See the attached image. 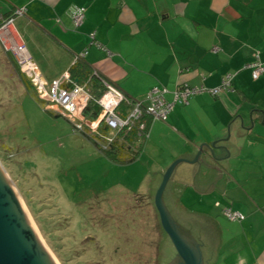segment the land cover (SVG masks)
<instances>
[{"label":"crops","instance_id":"0c3cea01","mask_svg":"<svg viewBox=\"0 0 264 264\" xmlns=\"http://www.w3.org/2000/svg\"><path fill=\"white\" fill-rule=\"evenodd\" d=\"M71 6L87 9L80 28ZM19 8L26 12L15 18L12 37L50 81L84 51L90 69L134 99L155 86L212 89L234 76L233 91L197 94L167 122H154L144 149L175 138L169 163L192 161L201 146L229 138L218 144L230 153H217L223 160L214 176L180 163L169 181L177 173L179 183L164 195L201 245L205 264H264V75L254 79L248 67L256 56L264 62V0H0V20ZM92 32L103 48L90 43ZM225 206L245 219L228 221Z\"/></svg>","mask_w":264,"mask_h":264},{"label":"rangeland","instance_id":"374dc122","mask_svg":"<svg viewBox=\"0 0 264 264\" xmlns=\"http://www.w3.org/2000/svg\"><path fill=\"white\" fill-rule=\"evenodd\" d=\"M6 40L0 36V165L54 260L168 264L175 249L161 230L155 196L165 172L178 160L168 161L175 138L157 141L147 150L144 145L132 163L109 158L26 89L12 50L17 41L13 39L7 50ZM206 161L202 153L193 165L200 175L207 171L214 176L215 169L204 166ZM178 177L175 173L168 190L178 185ZM218 182L216 188L222 186L221 180L215 186ZM164 198L175 219L172 203ZM159 242H164L163 254Z\"/></svg>","mask_w":264,"mask_h":264},{"label":"built area","instance_id":"2783aa9c","mask_svg":"<svg viewBox=\"0 0 264 264\" xmlns=\"http://www.w3.org/2000/svg\"><path fill=\"white\" fill-rule=\"evenodd\" d=\"M79 9H84V11L80 13L78 12ZM25 12L26 8L16 9L12 17L3 20L0 24V36L7 38L5 42L7 50L10 49L7 46L11 45L13 40L10 28L15 18L23 16ZM86 12L87 9L81 6H71L68 9L74 28L83 26L86 20ZM89 37L92 45L103 48L97 41L95 32L90 33ZM13 46V54L20 71L29 79L40 100L46 104L47 110L67 119L71 123L74 133L83 134L85 131H89L91 135L101 136V140L106 139L107 142L113 141V135L129 132L134 123L140 121L145 115L151 116L154 121L167 122L170 114L177 106H188L192 97L197 94L206 92L217 97L222 91H233L234 76L227 74L223 77L220 86L212 89L191 87L184 84L174 92H170L164 86H155L143 100H131L120 88L107 79H102L101 83L105 91L101 97L96 99L91 92V79L84 83H78L72 79L71 74L67 71L60 78L47 80L26 46L19 42L14 43ZM216 51L217 49H215ZM86 54L85 51L76 55L74 62L85 57ZM248 67L252 69L254 79H259L264 75V63L259 61L258 56ZM168 94L173 95L171 100L168 99ZM91 103L97 104L100 108V112L95 118L86 114ZM122 104H127L128 110L126 112H123ZM122 113H125V117ZM105 128L109 129V136H104ZM141 129H144L143 124H141ZM147 134L148 138L149 132ZM216 206H220V203H216ZM222 213L230 222H242L245 219L241 212L229 206L223 207Z\"/></svg>","mask_w":264,"mask_h":264},{"label":"water","instance_id":"95a60500","mask_svg":"<svg viewBox=\"0 0 264 264\" xmlns=\"http://www.w3.org/2000/svg\"><path fill=\"white\" fill-rule=\"evenodd\" d=\"M226 141H229V138L219 142ZM219 142L201 146L196 158L192 161L176 160L165 172L163 181L157 190L155 206L162 228L176 251V257L168 264H205L201 245L190 233H186L180 228L165 204L164 193L175 168L180 163L186 162L193 165L199 161L203 152L206 153L207 160L204 162V166L214 169V164L222 162L223 158L217 153L225 151L229 154L230 150L225 145H218ZM204 146L207 147V151H204ZM0 264H56L47 252L23 205L1 169Z\"/></svg>","mask_w":264,"mask_h":264},{"label":"trees","instance_id":"16d2710c","mask_svg":"<svg viewBox=\"0 0 264 264\" xmlns=\"http://www.w3.org/2000/svg\"><path fill=\"white\" fill-rule=\"evenodd\" d=\"M14 12V11H13ZM13 12L11 14H6L2 17L0 20V24L3 20L9 19L13 16ZM85 52V51H84ZM87 52V51H86ZM83 53V52H82ZM256 56V54H255ZM254 56V57H255ZM86 57V56H85ZM85 57L79 58L76 62L73 63V65L70 67L68 72L71 74L72 79L74 81H77L78 83H84L85 81H88L91 79V92L93 96L98 99L101 97L105 91L103 85H102V79H106L98 70L96 69H90L86 62H84ZM257 57V56H256ZM254 58V60L256 59ZM259 58V57H258ZM259 61L262 62L259 58ZM264 63V62H262ZM98 73H97V72ZM96 72V74H95ZM23 85L26 87L27 90H33L34 93L37 96V99L43 103L39 96L37 95V92L32 87L29 79L23 74ZM184 85V84H182ZM180 85V86H182ZM179 86V87H180ZM146 96V95H145ZM131 100L134 98H131L128 96ZM142 99H134V100H143ZM123 112H126L128 110L127 104H122ZM49 111V110H48ZM100 112V108L97 104L91 103L88 107V110L86 111V114L89 117L95 118ZM125 117V113H122ZM60 116V115H59ZM62 117V116H61ZM156 122L154 119L149 116L145 115L140 121L135 122L133 128L129 132H123L119 135H113L114 139L111 142H107V140H101V136H93L89 133V131H85L81 135L87 137L89 140L92 141V143L102 152H104L109 158L119 161L121 163H132L136 161L138 158L141 150L144 147L145 142L148 140V132H150V129L153 125V123ZM141 124L144 125V129H141ZM104 128V127H103ZM105 130V131H104ZM103 131L104 136H109V129L105 128ZM161 230L163 231L164 235L168 237L167 233L163 230L161 226ZM170 239V238H169ZM164 242H159L160 250H164ZM166 250V249H165ZM175 251V250H174ZM162 253V252H161ZM167 262L170 261V259L166 260ZM166 264V263H165Z\"/></svg>","mask_w":264,"mask_h":264},{"label":"bare ground","instance_id":"6f19581e","mask_svg":"<svg viewBox=\"0 0 264 264\" xmlns=\"http://www.w3.org/2000/svg\"><path fill=\"white\" fill-rule=\"evenodd\" d=\"M0 169L4 172V174H5L6 178H7V180L9 181V183L11 184V186L13 187V189H14V191H15L17 197H18V199L20 200V202H21V204L23 205V207H24V209H25L27 215L29 216L28 211H27L25 205L23 204L21 198L19 197V194H18L17 189L15 188V186H14L13 183H12V181L9 179L8 175L6 174V171L3 170V167H2L1 165H0ZM29 218H30V216H29ZM30 220H31V218H30ZM31 222H32V224H33V221H32V220H31ZM33 226H34V225H33ZM34 227H35V226H34ZM45 248H46V247H45ZM46 250H47V252L49 253V255L53 258L52 253H50V251H49L47 248H46ZM53 260H54V258H53ZM54 262H55L56 264H59V263H57L55 260H54Z\"/></svg>","mask_w":264,"mask_h":264},{"label":"flooded vegetation","instance_id":"af4514ba","mask_svg":"<svg viewBox=\"0 0 264 264\" xmlns=\"http://www.w3.org/2000/svg\"><path fill=\"white\" fill-rule=\"evenodd\" d=\"M118 249H119V247H118ZM157 249L160 251V252H162V254H163V250H160V246L159 245H157ZM175 256H173V259L176 257V251H175V254H174ZM173 259H171V261L173 260ZM170 262V261H169ZM160 264V263H159Z\"/></svg>","mask_w":264,"mask_h":264},{"label":"clouds","instance_id":"9594fccd","mask_svg":"<svg viewBox=\"0 0 264 264\" xmlns=\"http://www.w3.org/2000/svg\"><path fill=\"white\" fill-rule=\"evenodd\" d=\"M84 11V9H79L78 12L82 13Z\"/></svg>","mask_w":264,"mask_h":264}]
</instances>
